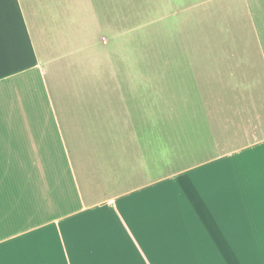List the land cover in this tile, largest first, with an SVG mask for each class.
Wrapping results in <instances>:
<instances>
[{
	"label": "crops",
	"instance_id": "crops-1",
	"mask_svg": "<svg viewBox=\"0 0 264 264\" xmlns=\"http://www.w3.org/2000/svg\"><path fill=\"white\" fill-rule=\"evenodd\" d=\"M201 2L231 98L189 112L140 58L191 0H0V264H264V0Z\"/></svg>",
	"mask_w": 264,
	"mask_h": 264
},
{
	"label": "rangeland",
	"instance_id": "rangeland-1",
	"mask_svg": "<svg viewBox=\"0 0 264 264\" xmlns=\"http://www.w3.org/2000/svg\"><path fill=\"white\" fill-rule=\"evenodd\" d=\"M193 7L191 10L188 9H176L174 17L170 19L171 22L175 23L174 25L170 26H143L142 32L143 34L146 33H157L156 40H146L143 41V54L140 58L141 64L143 65L144 70L150 67L153 63L157 65L159 70L166 71L170 68L173 72L178 71L179 73H175L179 80L181 81L183 76V66L181 65L182 61L185 60L183 58V53L186 55V59L188 60V64L190 65L191 62L193 63L195 69V80L199 81L192 86L191 78L192 71L188 69L189 76L187 77V83H189L188 87H184L181 83L180 87L170 88L167 86L168 83L160 82V87L158 89L159 98L160 100V107L165 109L168 107L167 101L171 99L169 94L174 98L181 97L179 102H184L185 99H190V104H184V108L189 112H199L200 107L203 106L198 105L200 100L208 99L215 96H221L225 98V101L228 102L231 98V91L228 89H220L217 88L215 85L218 80H222V78H227L229 74H216L212 75L209 78L210 74L214 71L215 72V16L210 19L208 18H201L200 12L204 7L203 2L201 0H191ZM214 2V1H213ZM207 10H205L206 14ZM186 23L183 25L181 22ZM182 25H181V24ZM180 24V25H176ZM158 27V28H157ZM174 29V30H173ZM172 30V31H171ZM166 33L167 36L164 37H157L161 34ZM151 34V33H150ZM151 48H154V54L151 56ZM182 52V54H181ZM130 60H134L130 59ZM139 60V59H137ZM229 62V61H228ZM174 64V65H173ZM171 65L172 67H167ZM175 66V67H173ZM161 74V73H160ZM220 77V78H218ZM143 79L147 80V84H150V75L149 73H143ZM160 80H162L160 78ZM211 83L209 84V82ZM171 83V82H170ZM164 86V87H162ZM145 92H149V88L144 89V96L147 94ZM182 107V106H181ZM209 107V106H208ZM188 108V109H187ZM217 111H221L224 113L225 111H229L230 106L221 104L216 107ZM163 114H160V117ZM159 138H158V145L160 146V150L164 149L166 145H168V140L173 141L174 136V128H171V131H167L166 121L160 120V127H159ZM171 135H170V134ZM170 136H169V135ZM173 146V142L171 143ZM160 160V165L162 164Z\"/></svg>",
	"mask_w": 264,
	"mask_h": 264
}]
</instances>
